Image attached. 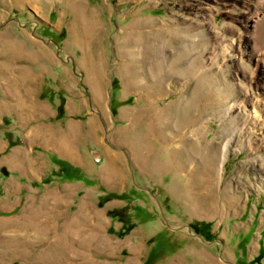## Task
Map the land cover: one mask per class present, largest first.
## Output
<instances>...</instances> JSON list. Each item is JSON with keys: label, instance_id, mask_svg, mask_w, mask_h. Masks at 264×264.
I'll return each mask as SVG.
<instances>
[{"label": "rangeland", "instance_id": "374dc122", "mask_svg": "<svg viewBox=\"0 0 264 264\" xmlns=\"http://www.w3.org/2000/svg\"><path fill=\"white\" fill-rule=\"evenodd\" d=\"M246 13L0 0V264H264V39ZM31 94L80 129L86 165L49 154L45 170L25 147L14 116ZM26 157L50 173L35 196Z\"/></svg>", "mask_w": 264, "mask_h": 264}, {"label": "crops", "instance_id": "0c3cea01", "mask_svg": "<svg viewBox=\"0 0 264 264\" xmlns=\"http://www.w3.org/2000/svg\"><path fill=\"white\" fill-rule=\"evenodd\" d=\"M34 95L35 94L30 95V104L26 105L29 112L26 111L23 112V114L14 116L16 123H20V127L22 128L21 131L23 132L25 147L30 150H35L38 155H35L34 157H38L43 161L45 167H47L45 168V170L52 168V165H54L53 163L52 165H50L51 161L49 159L46 160L49 154L55 155L57 156V158L63 160H68L78 166L86 165L88 158H85L84 155L82 157L85 159L79 158L80 152L78 151V148L74 146L79 143L80 129L78 127H75V129H73L70 124L67 125L70 122L69 119L66 120V122H63V118L58 117L59 112L53 106V103H51L50 100L45 99L44 102H41L34 98ZM39 102H41V105H39ZM42 105L48 106L50 110L44 111L43 109V111H41L39 106L42 107ZM10 114L11 116H13V113L10 112ZM1 117L2 116H0V118ZM7 122H9V120ZM86 129V132H89V128ZM7 130V132H9V128H7ZM93 132L95 131L93 130ZM94 134L95 133H93L92 135L90 134L92 145L93 141H95ZM0 147H6V142L2 140V138H0ZM36 164V161L31 158L27 159L26 157L22 163V175L20 174L21 178H25L28 180V183L32 184L33 182L35 185L30 186L26 184V186H21V183L19 182V188L25 187V189L34 196L39 194L41 190L44 191V187L48 186L47 182L43 185L42 182L50 174L44 173L42 172V170H39L40 167L43 166H39V168H37L35 167ZM20 165L21 164H19L18 166ZM80 180L81 181L78 182L75 178L72 183H53L54 180H52L50 184L55 190H61L65 184L68 186H75L77 189H79V187H82L83 185L86 187V182L87 184L88 182H90L89 180H85L84 177L80 178ZM118 188L121 189V185H119ZM124 189L125 185H122V191H124Z\"/></svg>", "mask_w": 264, "mask_h": 264}, {"label": "bare ground", "instance_id": "6f19581e", "mask_svg": "<svg viewBox=\"0 0 264 264\" xmlns=\"http://www.w3.org/2000/svg\"><path fill=\"white\" fill-rule=\"evenodd\" d=\"M242 4L248 11L244 22L247 34L252 36L255 43H260L264 39V0H242ZM255 53L257 55L254 59L259 61V63L264 62V50L262 51V49H259V51L256 50Z\"/></svg>", "mask_w": 264, "mask_h": 264}, {"label": "water", "instance_id": "95a60500", "mask_svg": "<svg viewBox=\"0 0 264 264\" xmlns=\"http://www.w3.org/2000/svg\"><path fill=\"white\" fill-rule=\"evenodd\" d=\"M186 228L190 231V228L186 226Z\"/></svg>", "mask_w": 264, "mask_h": 264}]
</instances>
